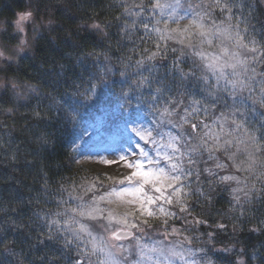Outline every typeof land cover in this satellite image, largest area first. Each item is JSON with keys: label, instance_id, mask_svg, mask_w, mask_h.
Segmentation results:
<instances>
[{"label": "snow or ice", "instance_id": "obj_1", "mask_svg": "<svg viewBox=\"0 0 264 264\" xmlns=\"http://www.w3.org/2000/svg\"><path fill=\"white\" fill-rule=\"evenodd\" d=\"M52 24L31 5L0 20V158L35 193L0 201V264H216L217 237L264 206V20L250 0H107L38 51ZM102 87L123 101L107 171L62 176L97 154Z\"/></svg>", "mask_w": 264, "mask_h": 264}, {"label": "trees", "instance_id": "obj_2", "mask_svg": "<svg viewBox=\"0 0 264 264\" xmlns=\"http://www.w3.org/2000/svg\"><path fill=\"white\" fill-rule=\"evenodd\" d=\"M102 2L105 5L107 4V0H64L61 3L55 0H0V18L13 19L18 12L29 8V5H31L39 17H43L45 21L49 18L52 19L54 31L45 34L43 39L38 40L37 50L42 51L44 45L52 43L51 37L53 36L57 41L67 43L84 19L100 9ZM31 71L28 62L20 67L21 73H30ZM50 131L54 133L57 144L61 145L50 156L53 169L56 170L59 169L60 164L66 161L64 152L66 151L67 142L74 132L72 129L63 126L54 127ZM17 132H19V129H17ZM21 167L22 165H13L8 160L0 158V201H4L5 206H7L8 200L19 198L26 202L29 196L35 194L32 175H28L26 171L22 174L20 172ZM81 167L85 170V166ZM81 167L75 165L71 171H68L65 167L60 170V173L65 177H71L74 174L81 175V173H77V169ZM218 207L225 208L227 206L222 204ZM252 227L254 226L247 223L244 228L238 226L235 232L229 228L217 237V245H219V248L221 247L220 249L226 247L235 250L233 254L227 255L229 264H236L240 259L244 260V264H262V261H264V255L257 257L251 253L252 248L258 241L264 242V233L250 231ZM261 251V253H264V250ZM218 252L223 255L226 254V252Z\"/></svg>", "mask_w": 264, "mask_h": 264}, {"label": "rangeland", "instance_id": "obj_3", "mask_svg": "<svg viewBox=\"0 0 264 264\" xmlns=\"http://www.w3.org/2000/svg\"><path fill=\"white\" fill-rule=\"evenodd\" d=\"M63 2L64 0H55ZM250 2L253 4V8L255 11V15L261 19L264 20V5H257L255 0H250ZM29 10V8L25 9ZM23 10V11H25ZM31 10L34 11V9L31 7ZM21 12V11H20ZM35 13V11H34ZM36 19L37 22L41 19L36 13ZM43 18V17H42ZM0 20H11L10 18H0ZM46 22V21H45ZM53 25V24H52ZM32 25L29 23L27 25V29L29 32H31ZM53 27V26H52ZM41 37H37V40H39ZM122 98L119 95V89L118 88H107L102 87L99 90V99L98 101L94 102L92 106H90L86 112L84 113V122L85 126L93 125L96 129V135H95V141L97 144L96 148V155L93 159L84 161L82 165L78 166H85V170L81 175L84 174H95L96 172H106L107 170L105 167L98 163L101 156H107L108 153L114 150V147L116 143L119 141L121 129H122V120H121V114H122ZM114 171V170H113ZM72 175V176H78ZM226 209V207H225ZM248 217H254L252 222H249L248 219H244V228L246 224H250L255 226L256 221L264 218V206L256 205L254 206L253 210L249 211L247 214ZM218 238L215 242L216 249H220L219 245H217ZM261 250H264V242L258 241V243L252 248L251 253L254 256L260 257ZM235 252L234 249L230 248V251L226 252V254H221L218 251L214 253V259L216 261V264H229L227 258V255H231Z\"/></svg>", "mask_w": 264, "mask_h": 264}]
</instances>
